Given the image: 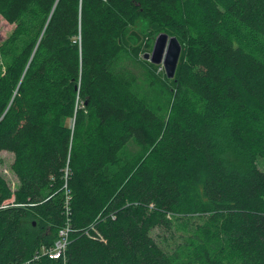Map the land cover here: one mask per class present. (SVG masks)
Segmentation results:
<instances>
[{"label":"trees","instance_id":"obj_1","mask_svg":"<svg viewBox=\"0 0 264 264\" xmlns=\"http://www.w3.org/2000/svg\"><path fill=\"white\" fill-rule=\"evenodd\" d=\"M0 16V151L18 180L0 264L67 218L71 264H264V0H0ZM139 19L181 44L164 106L113 68L139 57ZM11 194L0 175V204Z\"/></svg>","mask_w":264,"mask_h":264},{"label":"rangeland","instance_id":"obj_2","mask_svg":"<svg viewBox=\"0 0 264 264\" xmlns=\"http://www.w3.org/2000/svg\"><path fill=\"white\" fill-rule=\"evenodd\" d=\"M12 28L13 25L7 23L0 16V41L9 34ZM159 33H150L147 22L143 19H139L135 25L131 26L127 30V44L137 45V47L140 48L141 53L139 54V57L137 59H134L128 54H121V57H119L113 64V68L115 71L123 73L122 75L124 77L130 79L134 85V88L137 90V93L141 95L147 102L152 105L155 103H159L164 106L166 104V99L160 94V89L162 87V85L160 84V78H162L163 76L161 74H164L166 76L164 67L161 64L152 63L153 66L150 67L149 71L146 68V63L150 61L143 57V54L145 52L151 53L155 38ZM133 151L134 147L126 150L128 154L132 153ZM12 161L13 154L11 152L5 150L0 151V175L6 180L10 192H12L10 198L1 203V205L3 204L4 206H0V208H4L9 203H12L14 201L13 192L18 187L17 177L10 167ZM256 162L258 168L264 171V156H257ZM157 233L161 234V238L166 237L167 239L168 237H170L168 236L169 232L154 229L152 231V235L156 239Z\"/></svg>","mask_w":264,"mask_h":264},{"label":"water","instance_id":"obj_3","mask_svg":"<svg viewBox=\"0 0 264 264\" xmlns=\"http://www.w3.org/2000/svg\"><path fill=\"white\" fill-rule=\"evenodd\" d=\"M181 52V44L175 36L160 32L154 41L151 53L145 52L143 57L153 64H161L166 76H174ZM34 223V222H33Z\"/></svg>","mask_w":264,"mask_h":264},{"label":"built area","instance_id":"obj_4","mask_svg":"<svg viewBox=\"0 0 264 264\" xmlns=\"http://www.w3.org/2000/svg\"><path fill=\"white\" fill-rule=\"evenodd\" d=\"M0 206L3 207L4 205L0 204ZM66 214H68V211H66ZM91 229H93V227H91ZM69 231L70 222L69 218H67L64 225L58 230L57 237L52 244L41 245L34 250L30 257L16 262H10L8 264H38L42 257H47L51 260H60L61 264H71L68 261L66 254L67 245L69 243Z\"/></svg>","mask_w":264,"mask_h":264}]
</instances>
